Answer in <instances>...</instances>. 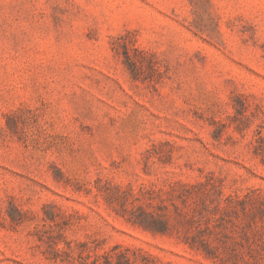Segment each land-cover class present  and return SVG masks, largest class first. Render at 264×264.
I'll return each mask as SVG.
<instances>
[{
  "label": "rangeland",
  "instance_id": "rangeland-1",
  "mask_svg": "<svg viewBox=\"0 0 264 264\" xmlns=\"http://www.w3.org/2000/svg\"><path fill=\"white\" fill-rule=\"evenodd\" d=\"M0 264H264V0H0Z\"/></svg>",
  "mask_w": 264,
  "mask_h": 264
}]
</instances>
